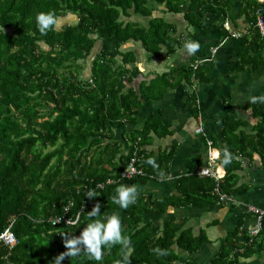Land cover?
Returning a JSON list of instances; mask_svg holds the SVG:
<instances>
[{"label": "trees", "instance_id": "16d2710c", "mask_svg": "<svg viewBox=\"0 0 264 264\" xmlns=\"http://www.w3.org/2000/svg\"><path fill=\"white\" fill-rule=\"evenodd\" d=\"M152 2L168 13L185 11L186 22L198 28L203 26L205 14H215L222 6L221 0H190L187 6L185 0ZM41 13L54 14L56 20L46 33H41L36 23ZM132 15L149 18L147 27L125 20ZM152 15L149 0H0V235L10 229L17 239L11 249L0 243V264H51L66 251L60 232L79 235L91 222L87 212L97 202L102 214L118 208L112 196L121 184L136 179L121 178L134 154L138 157L137 168H143L139 148L155 127L148 125L132 133L125 152L120 144L112 145L110 141L115 129L134 121L140 97L144 101L157 99L173 85L169 83L172 73L161 75L146 87L148 94L125 90L121 80L133 78L135 70L129 66L135 62V55L120 54L122 61L118 63L101 51L90 61V78L79 76L98 41L113 42L117 47L140 42L150 56L160 55L162 47L171 53L176 41L170 35L175 26ZM67 16L77 21L58 29V20ZM254 42L256 49L264 48V38L258 32L250 43ZM250 60L248 57L244 63ZM181 70L186 73L185 80L196 74L194 67ZM250 108L251 117L258 119L252 143L243 136L232 145L229 136L236 138L234 133L240 125L226 124L225 150L231 163L224 166L223 182L190 176L181 180V187L190 181V186L196 187L181 189L177 202L164 199L151 208L138 200L122 225L123 234L131 239V248L106 247L102 261L87 256L79 264H119L124 254L130 255V264H171L178 259L176 247L190 254L197 251L206 242L203 235L194 237L189 230H182V223L169 221L162 236L152 238L149 224H141L142 214L164 213L174 205H200L217 189L221 194L231 193L232 172L239 168L237 155L245 154L247 149L264 152V104L256 102ZM146 175L142 178L151 176L149 172ZM109 179L114 183L106 185ZM91 190L99 195L89 199L86 194ZM68 205L73 219L80 213L79 224L53 226L50 220L62 216ZM262 234L264 231L243 255L264 249ZM223 242L210 264L237 261V254L236 259H229L231 251L239 246L235 235ZM75 260L66 258L62 264Z\"/></svg>", "mask_w": 264, "mask_h": 264}, {"label": "crops", "instance_id": "0c3cea01", "mask_svg": "<svg viewBox=\"0 0 264 264\" xmlns=\"http://www.w3.org/2000/svg\"><path fill=\"white\" fill-rule=\"evenodd\" d=\"M149 1L152 17H163L175 26L170 35L176 41L173 51L170 53L162 47L160 55L150 56L140 42L130 41L117 47L115 43L103 40L96 43L99 51L92 52L91 60L104 51L109 58L121 63L120 54L133 53L136 59L129 66L135 70L133 78L130 81L122 78L121 82L125 84V90L132 88L142 95L146 93V87L161 75L172 73L169 83L173 85L165 88L157 99L144 101L140 97L141 104L134 121L115 129L110 141L112 145L120 144V149L125 152L126 142L130 143L132 133H138L148 125L155 127L139 148L142 169L151 176L126 183L137 187V201L151 207L164 199L177 202L182 196L181 189L193 182L181 187V180L190 176L201 178L203 170L210 169L221 176L217 182L224 181L226 169L221 166V161L226 152V124L231 127L240 125L234 133L236 138L229 136L232 145L243 136H246V141L253 142L258 119L251 117L250 106L254 104L253 98L264 97V48L256 49L257 42L250 43L257 33L252 25V12L254 6L264 4V0H221L222 6L216 8L215 14H205L200 28L186 22L185 11L168 13L163 6ZM189 2L185 0L186 6ZM125 20L147 27L149 18L132 15ZM225 21L236 37L224 28L222 24ZM192 42L199 44L194 53L186 47ZM248 57L251 60L244 63ZM195 65H198L194 68L196 74L192 73L185 80L186 73L182 74L181 69L187 70ZM173 70L181 71L174 73ZM257 102L264 104V100ZM199 128L203 129L200 135L196 133ZM210 142L219 153V159L212 164L208 156ZM150 158L155 159L157 167L146 163ZM237 160L239 168L232 172L230 181L232 192L223 193L226 195L224 200H220L216 190L200 205H174L164 213L151 211L142 214L141 224H149L152 238L161 237L169 221L182 223V230H189L194 237L203 235L206 238V242L191 254L176 247L178 259L171 264H210L224 246L223 241L233 234L239 245L229 256V259L237 258L234 264H264V249L243 255L245 248L257 237L252 233L256 222L250 210H264V152L247 149L245 154L237 155ZM195 187L193 184L190 189ZM198 197L202 199V195ZM132 206L126 210L118 206L105 214L119 215L123 225ZM262 237L264 240V234ZM87 256L82 252L71 264H79L80 259Z\"/></svg>", "mask_w": 264, "mask_h": 264}, {"label": "clouds", "instance_id": "9594fccd", "mask_svg": "<svg viewBox=\"0 0 264 264\" xmlns=\"http://www.w3.org/2000/svg\"><path fill=\"white\" fill-rule=\"evenodd\" d=\"M36 23L41 33H46L56 23L54 14H38ZM190 52H195L199 48V44L192 42L186 44ZM264 100V97L253 98V103ZM219 156V153H217ZM146 163L157 167L155 159H148ZM231 163V157L227 152L224 153V158L221 161V166H226ZM99 195L94 190L89 191L86 196L91 199ZM138 189L135 185L121 184L116 188L115 194L112 196V201L121 209H128L130 205H134L138 199ZM88 213V222L84 225L79 235H72L71 232H60L63 237V244L66 251L61 252L52 261L51 264H62L66 258H75L80 256L82 252H86L88 258L94 261H102L104 249L111 248L115 245L122 246L123 249L131 248V239L122 232L121 218L117 214H102L101 204L95 203ZM80 218L77 217L73 222L74 226L78 225ZM155 252L160 255H166V252L155 249ZM119 264H130V255L124 254L122 262Z\"/></svg>", "mask_w": 264, "mask_h": 264}, {"label": "built area", "instance_id": "2783aa9c", "mask_svg": "<svg viewBox=\"0 0 264 264\" xmlns=\"http://www.w3.org/2000/svg\"><path fill=\"white\" fill-rule=\"evenodd\" d=\"M253 27L258 32L261 38H264V7L262 6H256L253 9ZM224 28L232 34V37H236L237 35L232 32L231 28L229 27V24L225 21L223 24ZM198 65L193 66L194 68H197ZM91 82V81H90ZM203 129L199 128L196 130L197 134H202ZM208 156L210 163H214L216 160L219 159V156H217L216 151L212 148V143H209V151ZM138 163V157L136 154H134L128 163L127 167L123 170L121 174L122 179L131 180L133 178H142L146 177V173L143 171L142 168H137ZM201 177H211L214 178L216 181H219L221 179V176L215 174L210 169H206L200 172ZM113 180H107L106 185L113 184ZM100 188H103V184L99 185ZM218 195L220 200H224L226 198V195L221 194L217 189ZM70 206L68 205L65 208V212L62 216L55 217L52 220H50L51 224L53 226H57L60 224H65L67 226H74L73 222L76 220L77 217H80V213L75 216L73 219L71 216H69ZM251 213L255 217V230L252 232L253 235L258 236L264 229V210L258 209V208H252ZM0 243L7 246L8 248H13L17 244V239L12 234L10 229H7L4 233L0 235Z\"/></svg>", "mask_w": 264, "mask_h": 264}, {"label": "rangeland", "instance_id": "374dc122", "mask_svg": "<svg viewBox=\"0 0 264 264\" xmlns=\"http://www.w3.org/2000/svg\"><path fill=\"white\" fill-rule=\"evenodd\" d=\"M75 21H77V19L76 18H72L71 16H67L65 18H60L58 20V23H57V28L58 29H62L66 25L75 23ZM96 49H97V46L93 49L92 52H96L95 51ZM97 50L99 51V49H97ZM93 54L90 55V57H89L88 60H86V61L83 62L84 68L80 72V76H79L80 79L86 80V79H88L90 77V61H91L92 56H94Z\"/></svg>", "mask_w": 264, "mask_h": 264}]
</instances>
